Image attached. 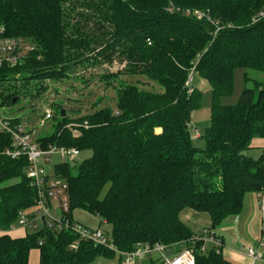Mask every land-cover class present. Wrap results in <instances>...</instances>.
I'll use <instances>...</instances> for the list:
<instances>
[{
  "label": "trees",
  "instance_id": "1",
  "mask_svg": "<svg viewBox=\"0 0 264 264\" xmlns=\"http://www.w3.org/2000/svg\"><path fill=\"white\" fill-rule=\"evenodd\" d=\"M263 13L264 0H0V37L22 36L35 45L23 62L0 67L1 106L34 100L48 81L69 78L80 64L125 63L102 75L108 84L118 81L115 108L74 117L53 103L55 129L37 138L45 147L92 151L77 167V159L74 166H57L70 186L72 218L77 208L99 216L112 225L113 242L123 252L161 243L168 255L194 249L195 264H233L223 249L202 252L203 241L193 239L197 233L180 213L187 207L207 212L216 229L241 213L247 193L264 195V152L247 154L254 138L264 137V84L246 87L236 104L222 103L234 90L237 67L264 72ZM195 73L213 90L205 147L195 145L190 125L203 95L189 82ZM122 75L148 81L126 82ZM151 83L160 88L142 86ZM35 105L26 120L33 116L36 123L46 108ZM70 123L82 124L79 136ZM12 143L10 133L0 132L2 230L36 197L27 156L4 153ZM78 238L47 228L23 237L2 234L0 264H29L36 248L40 264H92L117 254L87 240L71 248Z\"/></svg>",
  "mask_w": 264,
  "mask_h": 264
},
{
  "label": "built area",
  "instance_id": "2",
  "mask_svg": "<svg viewBox=\"0 0 264 264\" xmlns=\"http://www.w3.org/2000/svg\"><path fill=\"white\" fill-rule=\"evenodd\" d=\"M197 14L199 17H203V13L197 11ZM34 49V43L26 37H0V67H14L18 65ZM192 80L193 77L191 76L189 82L191 83ZM42 115L37 118V123L39 120L45 123L54 117L51 108H46ZM15 117L16 115L7 112L5 106H1L0 101V132L10 133L13 140L12 146L7 147L4 153L14 159L23 155L27 156L29 163L26 168V174L31 187L36 190V197L33 205L20 210L18 219L11 228L8 230L1 229L2 231H9L17 227L26 229L27 231L32 230V232L43 228L57 232L71 230L79 235V238L71 244V248H78L81 240L92 241L97 245L115 250L124 258L126 264H136L135 260L137 258H143L152 252L161 254L165 264L196 263L194 249L185 248L177 253L168 255V246L161 243L154 245L148 243L139 244L134 251H120L115 246L112 235L101 226L94 228L84 226L74 216L72 218L69 183L57 171L53 175L47 173L45 164L51 161L52 156L55 154L66 160L61 163H74L82 150L78 147L59 144H49L45 147L37 139L35 123H33V128H31L28 126V124H31L30 122H27L28 124L23 121L17 123L14 121ZM84 125L85 127H89L87 122ZM81 126V123L68 124V127L73 129L75 136L80 135ZM30 207L32 208L30 209ZM193 239L203 241L201 251L205 253L213 248L220 252L224 247L221 237L210 228L203 229L201 233L193 236ZM263 247L264 239L258 248L247 246L246 253L253 261H264Z\"/></svg>",
  "mask_w": 264,
  "mask_h": 264
},
{
  "label": "rangeland",
  "instance_id": "3",
  "mask_svg": "<svg viewBox=\"0 0 264 264\" xmlns=\"http://www.w3.org/2000/svg\"><path fill=\"white\" fill-rule=\"evenodd\" d=\"M125 67V63H122L118 58L114 63H97L96 65L84 66L80 64L70 71V77L59 81H48L49 88L43 92L39 97L31 100L30 98H24L16 105L6 108L7 112L16 116H20L22 121L33 128V123H35V117H31L30 120H26V116L30 114L32 104H36L35 107L49 108L51 104H61L63 110H67L70 115L78 117L79 115H84L95 111L97 108L110 106H116V89L114 85H117L118 81L113 80L110 84L102 80V75L107 73V70H112L114 72L122 70ZM120 78L124 79L126 82H136V81H148L143 75H122ZM88 80V81H86ZM264 84V72L256 70L253 68L237 67L234 72V90L230 95L222 97V103L224 104H236L239 102L243 90L246 87H255L256 83ZM192 85H196L202 90V100L201 105L198 109L194 110L191 119V128L193 133L194 143L198 147H205L206 145V134L207 128L211 124V101H212V86L209 81L200 77L197 73L194 74ZM145 88H156L154 83L142 85ZM100 101V102H99ZM24 106V107H22ZM22 107V108H21ZM56 111V108L55 110ZM25 113V114H24ZM25 116V117H24ZM56 119H49L45 123L41 120L36 121V136H42L44 134L52 133L55 129ZM200 134V136H198ZM261 149H258L257 152ZM254 155L253 153H251ZM92 155L91 150H84L77 157L76 167L80 165L85 159ZM66 161L62 159L59 155L55 154L52 156V160L45 164V169L47 173L53 175L57 171V166L59 163ZM72 166L74 163L70 162ZM32 207H30L31 209ZM189 208V207H187ZM186 209V208H185ZM29 210V209H27ZM184 210V209H183ZM182 210V211H183ZM181 211V212H182ZM74 217L80 220L82 225L88 226L89 224L101 223V226L105 231L106 225L102 218L99 216L85 210L83 208H77L73 212ZM181 214V213H180ZM86 224V225H85ZM105 225V226H104ZM211 229V228H210ZM32 232V230H28ZM108 232V231H107ZM202 230L199 231L201 233ZM197 233V232H196ZM112 235V232H111ZM183 244V243H181ZM241 245L242 249L245 250ZM183 247V246H182ZM246 247V246H245ZM202 248V246H201ZM236 248V247H235ZM238 248V247H237ZM246 252V251H245ZM154 258L155 263L162 262L163 259L158 252H152L144 256V259L137 258L136 262L138 264H151V258ZM250 258V257H249ZM251 259V258H250ZM39 250L33 249L30 255V264H39ZM92 264H126L123 257L117 255L113 258L99 257ZM165 264V263H162ZM234 264H264V261H253L249 262L237 259Z\"/></svg>",
  "mask_w": 264,
  "mask_h": 264
},
{
  "label": "crops",
  "instance_id": "4",
  "mask_svg": "<svg viewBox=\"0 0 264 264\" xmlns=\"http://www.w3.org/2000/svg\"><path fill=\"white\" fill-rule=\"evenodd\" d=\"M198 136H200V134H198ZM258 149L262 150L261 152L262 155L264 152V137L254 138L252 142V147L247 151V154L254 158H258V155H260V151L257 152ZM251 153H253L254 155H252ZM263 204H264V199L262 193L249 192L244 197V203L241 213L235 216L228 217L219 227H217L216 229H212L223 240L224 247L222 252L224 256L227 259H229L233 264L234 262H236L237 259L250 263L251 259L245 252L246 247L253 246L258 248L260 246L261 241L264 239ZM180 218L193 231L197 233H199L200 230L211 227V217L207 212H199L192 208H186L181 212ZM75 219L80 223H82L77 218ZM104 223L106 225V229L108 233L111 234L112 225L107 222ZM99 226H103V225L101 223L99 224L94 223L88 225V227H93V228ZM28 233L30 232H28L26 229L19 227L9 231H2L0 229V235L9 234L12 237H23L26 236ZM243 244H245L244 245L245 250L242 249V247H240L241 245L243 246ZM117 255L119 254L117 253L116 256ZM150 258H151L150 263H152L154 261V258L153 257ZM39 259H40V250H39ZM142 259H144V257ZM135 263L138 264L136 260ZM29 264H30V257H29Z\"/></svg>",
  "mask_w": 264,
  "mask_h": 264
},
{
  "label": "water",
  "instance_id": "5",
  "mask_svg": "<svg viewBox=\"0 0 264 264\" xmlns=\"http://www.w3.org/2000/svg\"><path fill=\"white\" fill-rule=\"evenodd\" d=\"M13 101H14V103H15V102L17 101V97H15ZM62 112H63V115H64L65 112H64V111H62Z\"/></svg>",
  "mask_w": 264,
  "mask_h": 264
}]
</instances>
